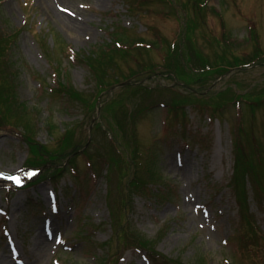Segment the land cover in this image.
Segmentation results:
<instances>
[{
	"label": "rangeland",
	"instance_id": "374dc122",
	"mask_svg": "<svg viewBox=\"0 0 264 264\" xmlns=\"http://www.w3.org/2000/svg\"><path fill=\"white\" fill-rule=\"evenodd\" d=\"M46 1L55 16L41 0H0L33 125L0 115V264H253L264 0ZM119 40L128 57L106 91L91 58ZM200 57L222 69L198 73Z\"/></svg>",
	"mask_w": 264,
	"mask_h": 264
},
{
	"label": "trees",
	"instance_id": "16d2710c",
	"mask_svg": "<svg viewBox=\"0 0 264 264\" xmlns=\"http://www.w3.org/2000/svg\"><path fill=\"white\" fill-rule=\"evenodd\" d=\"M12 37H13L12 35H9V33H7V29L5 30L3 28H0V115L2 118H7L8 116H12L9 114L16 115V117H18V119L22 121L24 127L27 130L33 131V125H32L31 119L28 117L29 110L25 108L23 103H21L19 97L17 96V93L15 92L16 86L14 82L16 81L15 80L16 77L13 76V74H11L8 69L10 68L12 71L14 70V67H16L11 59L12 56H10L12 54V48H13ZM120 42H123V41L121 40L118 41V43L122 45V43ZM140 43L143 44V42H140ZM121 45L119 46L120 50H115L107 54L104 58L95 57V55L93 56V58H91L92 71L96 75L97 81L100 83L99 85L103 90L109 91L116 85V83L107 81L108 78L112 77V75L110 74V71H112V69L116 71V67H120V65H118V59H126L128 57L127 56L128 50L126 49H129V47H125L124 45L122 46ZM138 49H142V48L140 46H134L133 50H138ZM142 55L143 54L141 53V56ZM166 62L168 63V60H166ZM198 62L199 63H195L196 67L197 66L202 67V69L204 70V72H198V73H206V74L211 75L212 72H217V70L220 71L222 69V68L217 69V67H221L218 65L216 66L211 65V64L208 65V63L205 62L202 57H200V59L198 58ZM171 63L172 64H169L168 67H181L182 56L180 55L179 57H176V59L175 57H173L171 59ZM207 67L209 70H207ZM223 70H226V69H223ZM133 77H135V75ZM131 85L132 83H128L126 87L130 88ZM80 96H83V95L80 94ZM72 97L81 101L79 97H76L73 94H72ZM23 107L25 109H23ZM21 110H23V112H21ZM122 128L124 130H127L123 124H122ZM127 133H128V130H127ZM37 156L39 155L36 154V152H34V157H37ZM156 174L157 173H154L152 176H155ZM239 203H240L239 204L240 208H242L243 206L242 203L240 201ZM251 222L252 221L250 220L249 225ZM252 230L253 229L251 227V232ZM254 234L258 235L257 232H254ZM249 239H250L249 242H252V244L257 245L252 240L253 236H250ZM133 247L140 248V245L134 244Z\"/></svg>",
	"mask_w": 264,
	"mask_h": 264
},
{
	"label": "bare ground",
	"instance_id": "6f19581e",
	"mask_svg": "<svg viewBox=\"0 0 264 264\" xmlns=\"http://www.w3.org/2000/svg\"><path fill=\"white\" fill-rule=\"evenodd\" d=\"M41 3H42V6H43L44 10L47 12V14H49V15H51V16H55V15L57 14L55 11H53V8H52L51 4L48 3V1H46V0H41ZM59 17H61V15H59ZM73 22H77V21H73ZM73 22H72V24H73V26L76 27V30H77L78 32H79L80 30L83 31L82 27L79 26V23H78V25H77V23H73ZM76 35H77V36H76V37H77L76 39H78V37H79L78 33H77ZM78 40H79V39H78ZM38 237H39V238H38L37 242H39V243H41V244L46 243V245H47V242L49 243V241H48L47 239L45 240L41 235H39Z\"/></svg>",
	"mask_w": 264,
	"mask_h": 264
}]
</instances>
